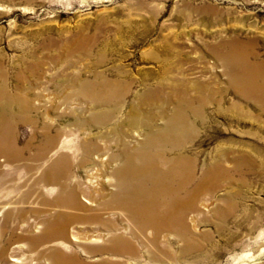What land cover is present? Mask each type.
I'll return each mask as SVG.
<instances>
[{
    "label": "rangeland",
    "instance_id": "rangeland-1",
    "mask_svg": "<svg viewBox=\"0 0 264 264\" xmlns=\"http://www.w3.org/2000/svg\"><path fill=\"white\" fill-rule=\"evenodd\" d=\"M233 50L243 61L225 60ZM99 77L118 82L116 106L80 96L83 82ZM1 89L27 104L29 120L14 127L23 159L0 154V264H54L53 248L68 255L59 264H264V0H0ZM0 103L1 113V91ZM94 113L101 123L89 122ZM171 121L180 134L151 150L179 146L165 154L184 155L195 181L210 171L182 207L190 236L164 231L152 243L141 234L131 238L135 254L103 249L111 224L127 237L134 224L121 209H103L120 161L98 156L142 146ZM57 132L55 150L70 158L66 181L81 185L87 211L51 205L57 188L40 181L43 164L28 160ZM84 141L99 151L81 163ZM91 212L98 220L71 219L66 240L31 241L57 213Z\"/></svg>",
    "mask_w": 264,
    "mask_h": 264
},
{
    "label": "bare ground",
    "instance_id": "bare-ground-1",
    "mask_svg": "<svg viewBox=\"0 0 264 264\" xmlns=\"http://www.w3.org/2000/svg\"><path fill=\"white\" fill-rule=\"evenodd\" d=\"M234 46L235 44L233 45V48H235ZM239 58L243 61V53L234 52L233 50L231 58L226 57L225 60L228 63H239ZM246 63L248 64L246 65L247 67L252 68L255 66L248 60ZM234 65L237 66L236 64ZM97 79L98 80L84 81V88L83 90H80V96L87 98L89 103L93 106L101 107L105 104H113L116 106L119 96H121V89L119 88L118 82L104 77H99ZM240 79L245 80L244 76L235 78L236 81H239ZM246 80L252 82V74H249ZM248 90L249 95L252 96V88H248ZM0 91L3 95V103L0 113V154H5L10 160L19 162L23 159L25 149L15 147L17 145L14 127L19 119L29 120L22 114L28 106L19 101L15 95L13 96L6 93L4 89H1ZM262 91H264V89H262ZM260 102H263L261 105L264 107V101L260 100ZM16 105L21 113L19 116L14 115L12 111V108ZM114 110V108L110 110L105 109L103 114L106 115L107 118L113 114ZM100 112L101 110L99 113ZM102 121L103 119H98V115L95 113L89 120L90 123L94 122L96 124L101 123ZM114 126L115 128H118L119 125L116 122ZM178 128H180L179 123L171 121L159 134L148 136L142 143V146L133 148L126 145L122 146L118 153L109 154L107 157H100L97 155L100 158L99 161H102L105 158H107L108 161H120V166L113 170V175L116 178L114 184L115 189L109 194L107 198L108 200L106 201L107 203L103 206V209H121L134 224V228L131 229L129 237L125 236L122 232H118V227L111 224L110 228L111 230H114V233H110V244L103 249H106L109 252H126L129 254H135L137 252V247L132 239L137 238L141 234H150L151 237L149 236V240L152 243H156L159 235L164 231L173 230L183 239H187V236H190L188 235V228L184 221L185 215L184 211H182V207L196 194L210 171L204 172L201 177L195 181L192 164H189L185 160L183 157L184 155L182 156L180 153H176L175 156L168 157L165 154L167 150L171 151L175 148H179V146L170 145V148L167 150H163L162 147H154L156 150H151L153 146H159L164 142L171 144L172 140L170 137H175L178 133L180 134V131L177 130ZM48 133L44 135L42 141L38 145L40 147L28 157V160L30 162H40L43 164L40 181L45 185L50 184L57 188L58 194L53 197L54 199L51 201V205L62 208L83 209L87 211L89 208L83 205L84 203L81 204L78 201V194L81 191V185H79V183L70 184L66 181V178L70 173V158L67 154L61 152L58 153V151L55 150L59 142V133ZM30 143L31 140L29 139V141L23 146H30ZM79 149L82 154L81 159L83 162L81 163H85L93 152L99 151V146L93 142L84 141L79 145ZM97 156L96 158L98 159ZM161 164L164 168L158 169L157 166ZM29 169H31V167L27 165L26 170ZM93 179L94 177L92 176L88 181L94 182ZM191 183L195 184L192 189H190L191 187L189 188ZM147 184H149L151 188H147ZM32 192L33 189L31 187L28 190V193ZM85 201L87 202V200ZM98 217L99 214L96 212L69 216L57 213L54 221L49 225L47 224V226L42 229L39 236L32 238L31 241L34 242L39 239L40 242L45 243L66 240V227L71 219L95 221L98 220ZM196 243L191 244L189 249L199 251L201 246ZM102 247L103 246H101V248ZM3 255L4 249H1L0 259L3 258ZM51 255L57 263L58 259H65L68 256L58 248H53L51 250ZM71 256L75 258L74 253H71ZM10 260L16 261L15 258H11Z\"/></svg>",
    "mask_w": 264,
    "mask_h": 264
}]
</instances>
